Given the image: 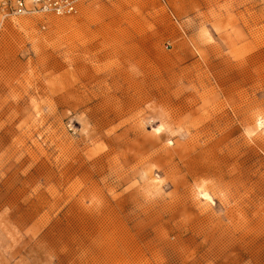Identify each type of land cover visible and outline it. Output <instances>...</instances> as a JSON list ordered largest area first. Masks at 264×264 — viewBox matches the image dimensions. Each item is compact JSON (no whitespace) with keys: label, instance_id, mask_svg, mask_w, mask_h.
<instances>
[{"label":"rangeland","instance_id":"obj_1","mask_svg":"<svg viewBox=\"0 0 264 264\" xmlns=\"http://www.w3.org/2000/svg\"><path fill=\"white\" fill-rule=\"evenodd\" d=\"M0 264H264V0L8 20Z\"/></svg>","mask_w":264,"mask_h":264},{"label":"built area","instance_id":"obj_2","mask_svg":"<svg viewBox=\"0 0 264 264\" xmlns=\"http://www.w3.org/2000/svg\"><path fill=\"white\" fill-rule=\"evenodd\" d=\"M90 1L94 0H0V30L14 17L30 13L67 16L77 12L79 3Z\"/></svg>","mask_w":264,"mask_h":264},{"label":"bare ground","instance_id":"obj_3","mask_svg":"<svg viewBox=\"0 0 264 264\" xmlns=\"http://www.w3.org/2000/svg\"><path fill=\"white\" fill-rule=\"evenodd\" d=\"M204 195H205V197H207V194H204ZM204 195H203V196H204Z\"/></svg>","mask_w":264,"mask_h":264}]
</instances>
